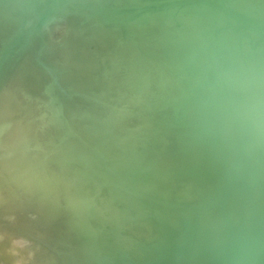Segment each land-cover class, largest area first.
I'll return each instance as SVG.
<instances>
[{"label": "bare ground", "instance_id": "1", "mask_svg": "<svg viewBox=\"0 0 264 264\" xmlns=\"http://www.w3.org/2000/svg\"><path fill=\"white\" fill-rule=\"evenodd\" d=\"M19 1H21V0H19ZM30 1L29 2L27 1V5L30 4ZM45 1H43V3H45ZM48 1L50 3L45 4V6L43 7L44 10H41V8L39 10L40 14L42 15V20H45L43 18L47 17L48 13L52 10V7L54 6V4L53 5H51V4L53 3V1L55 2V0H53V1L47 0V2ZM60 1L62 2V0H60ZM60 1L57 0L56 2H60ZM104 1L102 0V2H104ZM170 1L171 0H167V3H169ZM185 1L189 2V5H186L181 10H179L181 5L179 7L177 6L178 8H176V10H178V11H176L174 8H170L171 6L170 7L165 6L167 8L164 9L163 11H160V8H162V7L159 5V0H147L145 3H135L133 6L131 5L129 7H126L125 4H123L125 7H120L121 6L120 4L119 5L116 4V5H118V7L115 5L116 7L111 8V6H110L111 9H108V8L107 9L102 8V9H98V10L96 9V17H95L94 22H92V25H91L90 30H89L90 34L88 35V32H87V34L84 35V33H85L84 31L82 32L79 29H74V30L72 29V31L74 32L73 35L82 36L86 40L87 39L90 40V38H96V37H101V36H110L114 40V42H113L114 45H115V42L117 40L118 41L117 45H119L120 48L125 46V45L127 47H131L132 49L137 51V53L135 54V61H134L135 66H136V70L140 73H146L147 67L149 66V64L147 62H145L144 57L150 58L155 64H157L156 65L157 67L158 66L160 67L162 77L164 78V80L167 81V84H168L166 90H168V88L169 89L171 88L170 90L172 93L170 92V90H168V92L173 94V95L169 94L166 91V96H165L164 95L165 93L163 92V95H164L163 98L164 99H167V96L170 95V96L175 97L174 101L176 100L174 105H172L173 106L172 109L170 106H166L165 108L163 107V109L170 107L169 109L171 111L167 110V112H169V113L171 112L170 115H169V113H168V116H166L167 113H166V115H164L166 117H169L168 120H166V121L163 120L164 122L163 121L161 122L162 117L159 116L160 114L158 115V113H160L161 111L163 112V110L161 109L160 112L156 113L158 110H160V108H158V106H160L158 104H160V103L158 102L155 105V106L158 105L156 107L158 110L156 108H155L156 110L155 109H152V110H155L156 112L153 111V113H155L159 116V118H155V119L160 120V118H161V120L158 123L157 120L150 117L151 126H150L149 130L145 131L140 136L142 145L139 148L138 153L140 155L139 157H141V159H139V160L143 162L142 165H140V166H143V172L145 171V175H144V177H141L142 176L141 171L138 172V170H140V169L135 170L134 174L136 175V173L138 172L141 175L140 176L141 179L142 178L145 179L146 176L148 177L149 176V174H148L149 170H151L154 167L153 166V167L149 168V166H151V165H149V163H148V160H149V159H147L148 156H153L154 154L156 155V150L157 151L162 150L161 152L164 151V154H167L170 156V157H168V159L173 158L174 164H175V161L179 160V158H180L179 161L183 160V159H181L182 156L180 154L181 153L184 154V151L186 149H188L191 146V143L194 142V140L196 139L194 137H191V134H192V136H194L193 133H197V132L201 131L202 128H204V127H207V126L209 127V133H208L209 136L213 135V136L218 137V145H219V148L222 150L223 153L226 149H229V148H227L228 144H230L228 141L231 138H233V136L235 134H237L238 137L236 139L238 141L239 140L240 141L239 142L236 141V145H235V147H233L234 152L232 154H228V155L225 154V156L227 158V163H229L232 167H236V169H237L236 171L240 175V176L238 175L239 178H237L236 182L234 183L233 190H232V193L234 194L233 196L235 197L234 203L230 206L232 225L227 231H225L223 233L213 232V233H211V235L208 238H203L200 240L199 245H198L199 249L202 248L208 256L200 264H264V65H263V63L258 64L256 61H253L254 63L252 62L253 64L256 63L257 66L262 65V68L259 67V68H261L259 71L256 70L258 72L253 71L254 73H256V76L254 74V76H255L254 77L252 74V65L253 64L250 63L251 61H247V62L244 61V59H243L244 56H243L242 57L243 61L241 62V57H238L240 47L241 48L246 47L248 45L249 41H245V42L240 41V43H239L238 42L239 39L237 40V38L239 37V34L235 32V30L237 28L235 26V24H238V25L240 24L242 26H243V24L245 25V20H246L245 16H247V15L249 16V14L251 13L250 12L251 9H253V8L255 9L258 6L259 0H234L236 2L235 10H233V9L231 10L227 6V0H185ZM24 2H25V0H24ZM61 2H60V5H62ZM231 2H233V1L231 0ZM231 2H229V3L231 4ZM62 3L65 4L66 3L65 0ZM74 3L75 2H73L72 4L76 6V4H74ZM36 4H38V3H34L31 5L35 6ZM39 4L36 5V8H37V6H39ZM42 4H40V5H42ZM160 4H162V3H160ZM56 5L58 6V3H56L55 6ZM158 5L160 6L159 10H158ZM25 6H26V4H25ZM34 6H33V8H34ZM71 6H70V9H73V8L75 9L77 7H80L78 5L76 7L72 6L73 8H71ZM26 7H25L26 9L24 8V11L28 9V6H26ZM61 7H63V5L58 6L57 10L59 8L61 9ZM106 7L107 6H105V8ZM212 7H216V9L219 10V13H217V10L213 9ZM38 9H36V11ZM65 9H67V8H65ZM248 9H250V11ZM54 10H56V9H54ZM54 10H52V11H54ZM247 10H248L249 14L246 13ZM33 11H34V9H33ZM33 11H30V13H32ZM36 11H34V12H36ZM28 12L29 11H27V13ZM34 12H33V14H36ZM61 12H63V11H61ZM258 12H259V10H258ZM37 13H38V11H37ZM13 15H15V14H13ZM25 15H26V13H25ZM158 16L161 19L169 17L166 24H164L162 22V20L159 18H158L159 19L158 22L155 21V18H157ZM179 17H182L184 19L183 20L184 23L181 25L180 29H176L174 26L169 25V24H173V22L176 21ZM260 17L264 18V12L263 11L260 14ZM15 18H13V19H15ZM18 18L19 17H17L16 19L18 20ZM13 19H12V21H13ZM16 19H15V21H16ZM216 19H218L219 22H221L222 24H224L227 27L226 31H223L217 37L214 36V34L212 33V31H214V30H212V26L215 23L213 25L211 24L213 22V20H216ZM9 20H11V19H9ZM230 20H233L234 23L235 22L236 23L233 24ZM40 21H41V19H40ZM18 22H20V21L18 20ZM18 22H16V23H18ZM38 22L39 21H37L36 25L38 24ZM21 24H23V22ZM29 24H31V23H29ZM206 24H211L212 26L208 25V27H207ZM218 25L219 24H217V26ZM209 27H211L210 29L212 31L209 29ZM250 27H251L250 31H247V32H250V34L251 33L253 34V32H255L256 35H259V36L261 35V37L264 38V34H262V33L259 34L258 33L259 30L256 31V29L253 25H251ZM34 29H36V28H34ZM34 29L32 31L28 30V32H26V33H24V31H23L24 34L23 33L19 34V36L12 38V39L11 38L9 39L6 37L5 42H3L4 39L2 41L3 44H1V42H0V95L6 93V91H7V93L10 92L8 88H7L8 89L7 90L4 88V86L1 87V84H2L1 80L4 78L7 79L8 77H10V75L11 76L15 75L17 77L18 82L22 86V89H23L22 92L25 91V94H27L29 96L28 98H30L32 100L33 99L34 100L43 99V100H46L47 102H49L50 105H49L48 112L50 111L52 113V115L49 114L52 117L49 118L50 121H49L48 125L50 126V128H52L56 132L55 134H58V136H59L58 137L59 140H57L58 142L55 143V144H57V146L54 145V143H52V141L48 142L49 144L52 143V144H50V147L52 148L51 150H55L56 147H57L56 149L59 150V151H57V153L50 151L52 154L50 156L49 155L50 153H49L48 154L49 157L53 158L54 161L55 160L59 161L60 163H66L67 162V163L72 164V165L77 166V167H85V165L82 164V161H84L86 157H85L84 152L77 148L76 140H77V142H80V140H78L76 138L79 137V138H81L82 142H87L88 144H91V145H93V141L89 137V135H87L84 132H80L81 131L80 129H79L80 131L77 130V127L75 126L76 124L74 125V123L71 122L72 120L75 119L73 113H72L73 119H71V121L68 119L67 116H65L63 114L62 107H64V105L66 106V103L63 104V106L61 107V99L67 98V100L70 102L71 110H73V112L77 113L80 111L81 107L78 104L77 97H75L73 95V92L76 90L75 89H73L74 91L71 90L70 86H72V85L70 84V86H69V83H73V87H75L74 84H76V87L79 86V88L83 89L84 92L86 91L87 93L96 90V85L94 84V75L96 74V72H98V69L101 68V57L104 55L105 52L109 51L112 48V46L109 45V47H108V45H106V47H104V49L100 48V50H102V51L97 53V55H98V56L96 55L97 58L90 59L89 61H86L85 63H81L82 65H84V66H82V68L84 67L83 68L84 70L83 69L82 70L83 71L88 70L87 71L88 73L85 72V73H87V74H85L82 71L85 74V76L81 77V75H79L80 77H78L75 75L76 73H78L77 72L78 70L76 71V73H75V71H73L75 73V74L73 73L74 75H70L72 72L68 74V72L65 73L66 70L64 72V71H62L63 69H60V65L62 62L60 55H55L53 53L48 54V51H47V54H45L46 53V51H45L44 54H42L41 56H38L39 53L42 52L41 50L43 48V45H42L43 40H42V35L39 33V31H36L37 29L36 30H34ZM190 29H192V30H190ZM194 29H195V33L189 32V31L193 32ZM258 29H260V28H258ZM72 31L70 33H72ZM189 33H191V34L189 35ZM216 34H218V32ZM250 34L248 36H251L253 38L254 34L253 35H250ZM9 35H11V34H9ZM71 36H70V39H68V41L66 40L68 42V44L65 42V39H64L65 46H66V44H67V46L73 44L74 39L71 40ZM68 37H69V35H68ZM72 37L74 38V36H72ZM259 41H260V38H259L258 42ZM263 42H262V44H263ZM32 45H37L39 47V50L36 53H35L34 48H32ZM74 45H75V43H74ZM76 47H78V45ZM260 47H262V46H260ZM78 48H80V47H78ZM255 48H257V47H255ZM73 49H71V50L74 53L77 49L76 50H73ZM81 49H78V50H81ZM244 49H246V48H244ZM251 50H252V48H251ZM72 51H70V52H72ZM243 53H245V52H243ZM21 54H23V59L21 57ZM263 54H264V52H263ZM19 55H20L21 61H20V59H19V61L17 60ZM240 55H242V54H240ZM28 56H34L36 58L35 63H34L35 67L32 68L31 65H27L28 62L26 61V59L28 58ZM251 57H252V55H251ZM5 59H7L8 61L5 62L4 61ZM262 59H263V57H262ZM75 61L76 60H74L72 62H75ZM256 64H255V66H256ZM67 66H69V65H67ZM67 66H66V68H67ZM61 67H62V65H61ZM73 68H70V69L73 70ZM68 69L69 68H67V70ZM79 73L81 74L80 71H79ZM248 74H250V76ZM184 76H186L185 79H187V80L189 79L188 76L193 77V79H190L193 81V82L191 81L192 82L191 84H193L195 82L196 85L198 86V89L200 88V90H199V91H201L200 98H197V95H198V94H196L197 91H195L193 88H191L190 84L189 85L187 84L190 82H188L186 80L183 81ZM245 79H247V81H250V82L252 81L253 83L258 84L257 90H255L256 89L255 87L253 88V86H252L253 84L252 85L250 83L248 84V82H246ZM9 80L10 79H8V81ZM14 80L16 82L15 78H14ZM253 80H255V82ZM4 81H3V83H4ZM195 83H194V85H195ZM194 85H193V87H194ZM68 88L72 92L70 90L68 91ZM199 91L197 93H200ZM255 91H257L256 94L259 93V95H260L259 97L257 96V98L254 96ZM79 92H81V91H79ZM79 92H75V93L78 95ZM236 92H239L241 94L240 100L235 98ZM25 94H23V95L26 96ZM79 95H80V93H79ZM2 96H4V95H2ZM174 97H168V100H171ZM11 99L13 100L14 98H11ZM7 100H9V98H7ZM20 101H21V99H20ZM174 101L171 100L170 102L169 101L167 102L165 100V102H167V104L171 103V102L173 103ZM156 102H154V103H156ZM160 102L162 104L163 101L160 100ZM165 102L163 104H166ZM19 103L20 102L18 100V104ZM41 103H43V102H41ZM5 104H6V102H5ZM6 105H7V107H6V109H4V111L0 110L1 111L0 112V116H1V120H0V133H1V135H0V149L4 150V152L6 153V156L0 161V210L8 211V210H18L19 209L20 204L17 203V201L15 199V195H14L15 194L14 190H16L17 188L24 189L27 191L28 190L32 191L33 193H35L37 195H41L42 193L45 192V189L47 187V183L45 184V182H41V180L39 181L37 179V176L39 174L43 175V172H45L44 171L45 170L44 165L47 164V162L46 163L44 162L45 164L39 163L38 161L34 162L35 160L32 157H30L29 154L27 155L26 150L32 149L29 147L31 146L33 140L35 141L37 136H40L38 134V129H40L38 127L39 121L44 119L45 121H43V122H46L47 121L46 117H48V116H46L45 117L46 119H45L42 117L43 115H38V116L32 118L28 122L27 121L22 122V117L23 118L25 117V119H27L25 115H29L28 113H30L33 110L35 105L32 104V105L22 106V105H17L14 102H9ZM168 105H170V104H168ZM42 106H44V105H42ZM0 107H2V105ZM85 107L88 109L86 111L90 112L89 105L87 104ZM160 107L162 108V106H160ZM151 108H154V107H151ZM71 110H69L70 111L69 112L67 109V111L69 113L72 112ZM152 110H151V112H152ZM221 110H230L229 117L225 120V126L222 130H220L219 125H218L219 115L222 114ZM84 112H85V110H84ZM44 114H45V112H44ZM79 114H80V112H79ZM163 114H165V112ZM161 115H162V113H161ZM31 116H32V114H31ZM86 116H87V114H86ZM28 118H29V116H28ZM82 119H81V121H82ZM87 119L88 120L85 121L87 128L90 131L94 130L95 125H94V122H92L93 118H87ZM83 121H84V119H83ZM126 121H128V120H126ZM130 121H132V120H130ZM238 121H240V124L238 123ZM75 123H78V125H80V123L78 122V118H77V122H75ZM81 126H83V125H80V127ZM159 136H161V137H159ZM32 138H34V139L31 141ZM40 138L42 139V137H40ZM64 138H66V139L69 138V141L71 140L72 144L70 145V142L67 139L69 144L63 145L62 139H64ZM51 140H53V139H51ZM54 141H56V140H54ZM195 144H196V142H195ZM192 145H194V144H192ZM37 146H39V145H37ZM48 149H49V147H48ZM192 149H194V148L186 150V152L188 153V151L189 152L191 151V153L193 152V154H194L195 151H192ZM230 151H228L227 153H229ZM33 154H35V153H33ZM196 154L198 155L197 151L195 152V156H196ZM185 155H186V157H185ZM185 155H184V157L186 158L187 162L189 159H190V162L191 161L195 162V160L194 161L191 160V159H195V156L192 155V157H194V158H192V157L190 158L186 153H185ZM178 156H180V157L178 158ZM187 156L189 159H187ZM40 157H39V160H40ZM174 157H176L178 159L175 160ZM196 157H198V156H196ZM201 158L202 157H200V159ZM196 160H199V159H196ZM152 161H154V160H152ZM168 161H166L167 164L169 163ZM40 162H42V161H40ZM170 162L172 163V160H170ZM181 162L184 163L185 161H181ZM181 162H179V164L177 163L179 165L178 167H181L183 165V164H181ZM197 162H199V161H196L195 164H197ZM144 163H145V165L148 164L149 166L147 165L145 167ZM150 163L152 164L153 162L150 161ZM158 164H160V163H158ZM167 164H165L167 166V168L169 167V169L172 168L173 170L174 169L178 170L177 167L176 168L174 167V164L173 165L169 164L172 167L168 166ZM177 164H175V165H177ZM71 166H70V168H71ZM156 166H157V164H156ZM166 166H165V169H166ZM163 167H160V169L162 168V171L164 170L166 172V170L163 169ZM183 167H182V169H185L184 170L185 173H186V170H187V172L190 171L188 167H187V169L185 167L184 168ZM198 167H200V166H198ZM87 168H89V167H87ZM58 169H59V167H58ZM83 169L84 168H82V170ZM182 169H180L181 172H183ZM155 170L156 169H154V171ZM162 171L158 170L157 172H162ZM169 171H170L169 174L172 173V170H169ZM83 172H84V170L82 171V173ZM194 172H196L195 177L200 176L199 175L200 173L196 170V168H195ZM59 173H61V172H59ZM59 173L56 174L59 177L51 178L50 181L53 182V184L60 185L61 183L63 184L66 181L65 177H64L65 175L62 174V176H61V174L59 175ZM87 173H88V171H87ZM91 173L92 172H90V174ZM173 173H175V172H173ZM180 173L176 172L175 174L177 176L175 177V174H174L173 178L177 179V177H179L178 174H180ZM185 173H184V176L181 173L180 178L185 177V175H187V173L186 174ZM139 174H137V175L139 176ZM162 174H163V172H162ZM172 174H170V175L172 176ZM49 175H50V173H49ZM161 175L159 176L160 178L163 177ZM71 176H72V174H71ZM164 176H166V175H164ZM147 177H146L147 180H144V179L143 180H144V182L146 181L148 183ZM165 178H167V176ZM165 178H163V179L165 180ZM70 179L71 178H69L67 180L70 182ZM212 179H210V180H212ZM71 180L74 181L73 179H71ZM143 180H140V181L142 182ZM170 180H172V179H170ZM193 180H195V179L193 178ZM210 180H208V183ZM213 180H215V179H213ZM213 180H212V182H214ZM149 181H151V180H149ZM152 182L154 183V181H152ZM196 183H198V181L194 183V181H192V180L189 181V179L187 182V190L188 191L190 190L192 192L191 193L192 197L189 199L192 200L193 202H195L197 200V198L199 199V197L202 194V191H201V194H199L200 196H198V190L200 188L198 189L197 187L200 186V184L199 185L197 184L195 186ZM149 184H151V182L146 184L147 188L151 187ZM155 184H156V181H155L154 185ZM73 185H75V184H73ZM158 185H160V184H158ZM162 185H163V183H162ZM202 185H203V183H202ZM51 186H52V184H51ZM93 186H94V184H93ZM170 186H169V188H170ZM9 187L10 188L14 187V190H13V188L10 189ZM48 187H50V185H48ZM87 188H88V186H87ZM95 188H96V186H95ZM178 188H177V191H178ZM256 188H261V192H258L260 190L258 189V191H257ZM55 190L56 189H54V191ZM151 190H152V187H151ZM204 190L206 192V189H204ZM179 191H181V190L179 189ZM171 192H172V190H171ZM162 194L164 195L163 192H162ZM204 194H206V193H204ZM153 195H151V196L155 197ZM156 195H158V194L156 193ZM174 195H171V196H174ZM151 196H148V197H151ZM160 196L161 195L159 194V198H160L159 201L162 200L161 197L163 199H166L165 197H163V196L160 197ZM48 197L50 198V196H48ZM202 197H200L201 200H202ZM215 197L209 198V199L213 200V199H215ZM86 198H88V197H86ZM140 198L139 199L137 198V199L140 201L143 199L145 200V198H143V199H140ZM179 198H180V195L178 196L177 199H179ZM77 199H78L77 195L75 194L72 197V199H69V201H70L69 203L71 204L72 202L76 201ZM82 199H83V197H82ZM177 199H172L173 203L175 205H176V203L177 204L184 203L183 198L179 199V200H181L180 202H176ZM203 199H204V197H203ZM65 200H67V199H65ZM90 200L92 201V199H90ZM90 200H88V201H90ZM179 200H177V201H179ZM201 200H200V202H202ZM51 201H52V199H51ZM149 201H151V200H149ZM167 201H168V199H167ZM58 203H59V201H58ZM168 203H170V202L168 201ZM168 203H166V209L168 207L167 206ZM192 203H190V205H193ZM147 204H149V203L147 202ZM153 204L156 205L157 203L155 204V202H154ZM153 204H151V205H153ZM158 204H160V202H158ZM185 204H186V202H185ZM187 204H188V201H187ZM206 204H209V203H206ZM158 206H160V205H158ZM220 206H222V205H220ZM155 207H157V205ZM186 207H189V206H186ZM58 208H60V207H58ZM58 208H57V210H58ZM152 208H154V207H152ZM158 208H163V207H161V206L157 207V210H160ZM217 208H220L219 205L217 206ZM164 209H165V207H164ZM222 209H224V208H222ZM226 209H227V211L229 210L227 207H226ZM42 210L45 211L46 209L44 208ZM59 211H60V209H59ZM72 211H71V213H73ZM90 211H92V210L90 209ZM213 211H214V209H213ZM67 212H68V210H67ZM203 213H201L202 216H203ZM210 213H213V212H210ZM210 213L208 212V214H210ZM172 214H173V216L174 215L176 216V214H174L173 212H172ZM73 215H74V213H73ZM204 215H206V214H204ZM55 216H57V215H55ZM173 216H171V217H173ZM210 216H209V218H210ZM213 216H214V213H213L212 217ZM66 217L68 218L67 215H66ZM176 217L178 219V215ZM64 218H62V219H64ZM204 218H206V217H204ZM54 219H55V217H54ZM170 219H172V218H170ZM174 219L176 220V218H173L172 221ZM68 220L70 221V219H68ZM182 220H183V218H182ZM202 220L203 219H200V221H202ZM205 220L206 219H204V221ZM208 220H206V221H208ZM176 221L178 222V220H176ZM50 222H52V221H50ZM72 222H73V219H72ZM170 222H171V220H170ZM211 222L209 221L208 224H210ZM39 223H41V222L39 221ZM180 223H182V222H180ZM203 223H205V222H203ZM156 224H154L155 227H157ZM160 224H162V223H160ZM172 224L174 226H176L175 223H172ZM181 225L183 226L184 224H181ZM149 226L152 227V230L154 231L153 233L155 234L156 229H154L153 226L150 224H149ZM169 227L170 226H168V228ZM177 227H178V225H177ZM210 227H211V225H210ZM49 228H50V226H49ZM64 229H65V226L63 227V230ZM73 229H75V228H73ZM170 230H172V229L170 228ZM176 230H177V228H176ZM66 231L67 230H65L64 232H66ZM160 231H161V229H160ZM167 231H169V230H167ZM164 234L166 235L167 232L166 233L164 232ZM68 235H70V233ZM174 235H175V233H174ZM64 236H65V234H64ZM55 237H57V236L55 235ZM86 237H88V236L86 235ZM149 237H150V235H149ZM171 237H172V235H171ZM81 239H82V237H81ZM94 239H95V237H94ZM160 239H162V238H160ZM98 240L100 241V239H98ZM158 240H159V238H158ZM164 240H165V243H164ZM164 240L162 239L161 242L166 245L165 246L166 248H169V247H167V245L170 246V244H168V243L166 244V239H164ZM68 241H69V239H68ZM82 242H83V240H82ZM95 242L97 243L96 239H95ZM152 242H153V240H152ZM157 242H155V243H157ZM104 243H105V241H104ZM104 243H102V244H104ZM117 244H119V243H117ZM125 244H126V242H125ZM125 244H124V246H121V253H119L116 256L114 261L111 260V262H110V261H107L104 258L100 257V258H98L99 260L95 261L96 264H97V262L99 264H125L126 262L128 264L129 263L135 264L136 262H139L140 260H142V261H140V263L142 262L141 264H143V262L145 261V258H144L145 254H147V256H146L147 260L151 259L148 255L149 252H146V253L142 252V250H143L142 248H143V246H145L146 243H144V245H142V246L140 245L142 248H138L139 247L138 244H141L140 242L136 243L138 247L137 246H130L131 244L132 245L134 244L133 242L127 246ZM174 244L177 245V243H174ZM184 244H186V243H183V245ZM56 245H57V243H56ZM94 245H96V244L94 243ZM99 245H100L99 246L100 248L104 246V245L101 246V242L99 243ZM178 245H182V244H178ZM155 246H157V245H155ZM155 246L151 248L152 252L154 250L155 251L158 250L155 248ZM160 246H162V245H160ZM174 247H176V246L174 245ZM47 248H48V251L50 249H53V248H51V246H50V248L49 247H47ZM147 248L149 249V251H151V249L149 247H147ZM153 248H155V249L153 250ZM160 250L157 252L158 254H159V252H161ZM53 251H55V250L53 249ZM53 251H52V253L54 255L57 254V253H54ZM164 251H167V250L164 248ZM164 251H162V252L164 253ZM81 252H83V251H81ZM178 255L179 254H177V251L174 250V251H172V255L166 256V257H171L170 259H167L165 256H163L166 258L165 260L162 257L161 258L164 261V263L167 262V264H174L175 260H180L182 264H196L192 260L182 262V260L177 257ZM55 256H57V255H55ZM59 257H58V259H59ZM72 257H73V255H72ZM161 258H160V261L157 262V264L162 263ZM68 259H69L68 263L72 264L73 263L72 258H69V256H68ZM155 260H159V257H157V259H155ZM73 261H74V259H73ZM59 262H62V261H59ZM147 262L148 261H146V263ZM54 263H56V262H53V264ZM77 263H79V262H77ZM63 264H65V263L63 262ZM137 264H139V263H137ZM152 264H156V263L154 262Z\"/></svg>", "mask_w": 264, "mask_h": 264}, {"label": "rangeland", "instance_id": "2", "mask_svg": "<svg viewBox=\"0 0 264 264\" xmlns=\"http://www.w3.org/2000/svg\"><path fill=\"white\" fill-rule=\"evenodd\" d=\"M18 1L19 0H17V1L16 0H0V42H1V44H3V42H5V40H6V37L9 38V39L10 38L12 39V38H15V37L19 36V34H22L23 31H24V33H26V32H28V30H31L32 31L34 28H36L37 30L36 29H34V30L39 31V33L42 35V40H43L42 41L43 48L41 47L42 48V50H41L42 52H40L38 56H41L42 54H44L45 51H46L45 54H47V51H48V54H50V50L51 49H52V52H54V51H56L60 47L61 48H64V46H65L64 39H65V42L68 44L67 41H68V39H70V36L71 35L74 36L73 35L74 32L72 31V29L73 30L74 29H79L82 32L84 31L85 32L84 35L87 34V32H88V35H89L90 34L89 33L90 27H91L92 22H94L95 17H96V9L97 10L98 9H102V8H104V9H107V8L108 9H111L112 7H116V6L118 7V5H119V4L116 5L117 3L116 4L115 3L111 4L107 0H105V1L103 0L104 2H102V0H65V2H66L65 4L62 3L64 0H62V2L60 0H58V1L61 2V4L63 5V7H61V9L59 8L60 10L59 9L57 10L58 6H62V5H60V2H56L57 0H55V2L52 0L53 3L51 2L52 3L51 5L54 4V6L52 7V10L56 9L57 11L54 10L55 11L54 12V11L51 10L48 13L47 17L43 18L45 20H42V15L40 14L39 10H40V8H41V10H44L43 7L45 6V4L50 3L49 1L48 2H47V0L46 1L45 0H31V1L30 0H25V2H24V0H21L19 2ZM27 1L28 2L30 1V4L28 3L29 5H27ZM43 1H45V3H43ZM146 1L147 0H127L124 3H121L120 4L121 5L120 7H125V6L126 7H129L131 5L133 6L135 3H145ZM232 1L233 2H231V0H227V6L231 10L232 9L235 10V8H236V6H235L236 5V2L234 0H232ZM73 2H75L74 4H76V6L79 5L80 7H77V8L74 9L72 7V6H75V5L72 4ZM229 2H231V4ZM34 3H38V4L40 3L42 5L39 4V6H37V8H36V5H38V4H36L35 6L33 5L34 6V8H33V6L31 4H34ZM56 3H58V6L56 5L57 7L55 6ZM160 3H162V4H160ZM25 4H26V6H28V9L25 10L26 12L24 11V8L26 7ZM123 4H125V6ZM263 4H264V0H259V4H258L259 7L257 6L255 9L254 8L251 9V11H250V9H248L251 12L250 14H249L248 10L246 11V13L249 14V16L248 15L245 16V19L246 20H245V25L243 24V26L240 25V24L239 25L238 24H235L236 22L234 23L233 20H230L237 27L236 30H235V32L239 34V37L237 38V40L239 39L238 42L240 43V41L241 42L242 41L243 42L249 41L248 42V45L246 47H242V48L240 47V49H239V56L238 57H241V62L243 61L242 60V57L244 56L243 59L246 62L247 61H251L250 63H252L253 61H256L258 64H260V63L262 64L263 63V65H264V54H263V52H264V42H263L264 40L263 39L264 38L261 37V35L260 36L259 35H256L255 32H253L254 36L252 38L251 36H248L250 34V32H247V31H250V28H251L250 26L253 25L255 27L256 31L259 30L258 31L259 34L260 33L264 34L263 33L264 32V18L260 17V14L262 13V11L264 12V5ZM159 5L162 7V8H160V11H163L164 9H166L167 7H165V6H168V7L171 6L170 8H174L176 10V8H178L180 5H181V7L179 8V10H181L186 5H189V2H187L185 0H171L169 3H167V0H159ZM159 5H158V10H159V7H160ZM70 6L73 9H70ZM105 6H107V7L105 8ZM110 6H111V8H110ZM65 8H67V9H65ZM212 8L213 9H216V7H212ZM33 9H34V11H36V9H38L37 10L38 13H37V11L34 12ZM216 10H217V13H219V10L218 9H216ZM258 10H259V12H258ZM27 11H29V12L27 13ZM30 11H33L36 14H33V12L30 13ZM61 11H63V12H61ZM176 11H178V10H176ZM24 12L26 13V15H25ZM13 14H15V15H13ZM16 16L19 17L18 20L20 22H18V20L16 19L17 18ZM63 17L64 18L66 17L69 20L70 23L65 22V21H62L58 25L54 26V28L52 30L51 29L52 23L56 19L63 18ZM13 18H15L16 21ZM158 18L161 19L158 16L157 18H155V21L158 22V20H159ZM168 18L169 17H166V18L161 19V20H162V22L164 24H166ZM7 19L8 20L11 19V20L8 21ZM12 19H13V21H12ZM40 19H41V21H40ZM183 20L184 19L182 17H179L176 21L173 22V24H169V25L174 26L176 29H180L181 25L184 23ZM37 21H39V22L36 25ZM16 22H18V23H16ZM22 22H23V24H21ZM29 23H31V24H29ZM220 23L221 22H219V20L216 19V20H213V22L211 23L212 25L214 24L213 26L211 24H206L207 27H208V25L209 26H212V30H214V31H212L210 29L211 27H209V29L212 31V33L216 37L219 36L223 31H226V29H227V27L224 24H222V23L220 24ZM217 24H219V25L217 26ZM258 28H260L261 30L258 29ZM190 30H192V29H190ZM71 31H72V33H70ZM189 32L195 33V29L193 30V32L192 31H189ZM217 32H218V34H216ZM191 33H189V35ZM9 34H11V35H9ZM253 34L251 33L250 35H253ZM68 35H69V37H68ZM72 36H71V40L74 39ZM259 38H260V41L258 42ZM3 39H4V41H3ZM262 42H263V44H262ZM106 45H108V47H109L110 43L108 41L102 42V43H95L92 46V48L94 50L92 49V51H91L92 53H91L90 59L97 58V56H98L97 53L100 52V51H102V50H100V48L101 49H104V47H106ZM76 46H77L76 44L75 45L73 44L72 46L69 45L68 46V47H70L69 48V51H72L71 49H73V48H74L73 50L81 49V47L78 48L79 46L78 47H76ZM260 46H262V47H260ZM255 47H257L258 49L255 48ZM32 48H34L35 53L39 50V47L37 45H32ZM244 48H246V49H244ZM251 48H252V50H251ZM77 50L74 53H77L78 54V53L81 52L82 49L81 50H78V51ZM243 52H245V53H243ZM72 53H73V51H72ZM240 54H242V55H240ZM251 55H252V57H251ZM21 57L23 59V54H21ZM262 57H263V59H262ZM19 59H20V55L18 56V59L17 60L19 61ZM35 60H36V58L34 56H28V58L26 59V61L28 62L27 65H31L32 68L35 67V64H34L35 63ZM61 60H63V59H61ZM74 60L75 59H73V58L69 59V61L67 60L66 62H64L62 64V67L60 65V69H63L62 71H64V72L66 70L65 73L68 72V74L72 72L70 75H74L76 73V71L78 70L77 72L79 73V71H80L81 74L80 73L79 74L76 73L75 75L78 76V77H80L79 75H81V77H84L85 74L88 73L87 72L88 70L87 71L86 70L83 71L84 70L83 69L84 67L82 68V66H84V65H82L81 62H79L78 60L75 61L76 62L75 63L76 65H75L72 62ZM4 61L7 62L8 60L5 59ZM20 61H21V59H20ZM88 61H89V59H88ZM255 64L252 65V74H253V76H254V74L256 76V73H254L253 71H256V70L259 71L262 68V65L257 66V64H256V66H257L256 67ZM67 65H69V66H67ZM66 66H67V68H69L68 70H67ZM259 67H261V68H259ZM70 68H73V70H71ZM73 71H75V73ZM82 71L84 73L85 72H87V73L84 74ZM99 71H100V69H98V72ZM258 71H256V72H258ZM98 72H96L95 75H97ZM248 75L250 76V74H248ZM185 77L186 76L183 77V79H184L183 81L186 80V81L190 82V83H187V82L186 83L188 85L190 84L191 88H193L195 91L198 92L200 90V88L198 89V86L196 85V83L194 82L196 86L194 85V83L191 84L193 81L190 80V79H193V77L190 76L191 77L190 78L188 76V78H189L188 80L185 79ZM14 78L16 79V82H15ZM8 79H10V80L8 81ZM245 80H246V82H248V84L249 83L251 85L253 84L252 85L253 88L255 87L256 88L255 90H257V88H258L257 85L258 84H255L252 81L251 82L250 81H247V79H245ZM3 81H4V83H3ZM253 81L255 82V80H253ZM1 83H2L1 84V87L4 86L5 89L8 88L9 91H10V92L8 91L9 93H7V91H6V93L0 95L1 96L0 97V106L2 105V107H0V110L1 111H4V109H6V107H7L6 104H8L9 102H14L17 105H22V106H24V105H32L33 104V105H35V107L33 108V110L30 113H28L29 115H25L27 119H25V117L24 118L22 117V122H26V121L28 122L32 118H34V117H36L38 115H43L42 116L43 118H45L46 116H48V117H46L47 119L45 118L48 122L47 121L46 122H43V121H45L44 119H42V120L39 121L38 127L40 129H38V134L40 136H37V138H36L35 141L33 140L34 138H32L31 141L33 140V142L31 144V146L29 147V148H32V149H27L26 150L27 155L29 154L30 157H32L35 160L34 162H37L38 161L39 163H43V164H45L47 162L48 165L47 164L44 165L45 166V170H44L45 172H43V175H40L39 174L37 176V179L39 181L41 180V182H45V184L47 183V187H46L44 193H42L41 195H37V194H35V193H33L32 191H29V190L27 191V190L20 189V188H17L16 190H14V187H12L13 190L15 191V194H14L15 195V199H16L17 203L20 204L19 205V209L18 210H8V211L0 210V264H53V262H56L54 264H57V263L58 264H63V262L65 264H69L68 263V261H69L68 256H69V258H72V262H73L72 264H84L85 262L87 263V257H88V255L91 252L95 251L96 249L99 250V249L103 248L106 244H107L106 246H116L118 249H121V246H124L125 242H126V244H125L126 246L127 245H130V243H132V242L134 244L133 245L131 244L130 246H137L136 243L140 242L141 244H138V246H139V247L137 246L138 248H142L141 246L144 245V243H146L145 246H143V248H142L144 251L142 249L141 250H142V252H145V253L146 252H149L148 255H149V257L152 260L151 259H148L147 260V257H146L147 254L144 253L145 254L144 255L145 256L144 257L145 258V261L144 262L146 263V261H148L147 262L148 264H152L154 262L157 264V262L160 261V258L161 257L164 260L166 258L167 259H170L171 257H166V256L172 255V251H174V250L177 251V254H179L177 257L180 258L182 260V262L183 261L192 260L194 263L200 264V263H202V261L204 259H206L208 257L207 254H206V252L202 248L199 249V246L198 245H199L200 240L203 239V238H208L211 235V233H213V232L223 233V232L227 231L231 227L232 223H231L230 206L234 203V198H235L233 196L234 194L232 193V190H233L234 183L236 182L237 178H239L240 175L237 173L236 167H232L229 163H227V158H226L225 154L228 155V154H232L234 152V148L233 147H235L236 141H238L236 139L238 137L237 134H235L233 136V138H231L228 141L231 145L228 144L227 148H229V149H226L224 151V153L219 148V145H218V137L213 136V135H211V136L208 135V133H209V127L208 126L202 128V130L199 131V132H197V133H193L194 136H192V134H191V137H194L196 139L194 140V142L191 143V146L192 147L190 146L186 150H189L191 148H194V149H192V151H195V152L197 151L198 155L196 154V156H198V157L195 156V152H194V154H193V152L191 153V151L190 152L188 151V153H187L186 150H185L184 151V154L183 153L180 154L182 156L181 159H183L181 161H185L184 163H182L181 161H179L180 160V158H179L180 156H178V158H179L178 161L181 162V164H183L182 166L180 165L181 167H178L179 166L178 165L179 162L178 161H175L178 158L174 157L175 164L178 163L177 165H175L173 163V158L172 159L169 158L170 160H172V163L174 164V167L175 168L177 167V169L179 171L178 170H175V169H174L175 170L174 171L171 168L172 167L171 165H173V164L170 162V160L168 158L166 160H164V159H162V160L161 159H156L157 161L156 160L155 161H151V162H153L152 164L148 160V163L151 166H149L148 164L145 165V163H144V166L145 167L147 165L149 166V168L154 166L153 168L156 169L157 171L158 170L159 171H162V168L160 169V167H163L165 164H167L166 161L169 160L168 161L169 163L167 165L168 166H171L170 167L171 169H169V167L167 168L166 165H165L166 166V169H165V166L163 167V169H165L166 172H168V173L170 172L169 170H172V173L173 172L180 173L181 172L180 169H182L183 166L186 169L188 167L191 172L190 171L187 172V170H186L187 175H185V177H183L184 176V173H185L184 172L185 169H182L183 172H184V173L181 172L182 175H183L182 177L185 178V179H187V180L189 179V181L192 180V181H194V183L198 181V183H196L195 186L197 184L198 185L200 184V186H198L197 188L198 189L200 188L199 189L200 191L198 190V196H200L199 194H201V191H202V194L203 195L201 194L200 197L203 196L204 199L202 197V200H201V198L199 197V199L202 202H200V200L198 198H197V200L195 202H193L189 198H186V199L183 198L184 203H179V204L176 203V205H175L173 203V200L172 199H177L178 196L181 193V191H179V189L181 190V186L179 184L175 183L176 181L174 182L173 179L170 180L168 177L165 178L166 176H164V175H166V174L164 173L165 171L163 170L162 171L163 174H162V172H158V173H161L162 174L161 176H163V177H161L162 178L161 179L158 176V178L156 180H154V183L156 181V184L155 185H154V183L152 181H149V178H148V183L151 182V184H149L152 187V190H151V187H149L150 188L149 189L146 186V184H148V183L146 181H145L146 183L144 182V180H147L146 179L147 176L145 177V179L144 178L141 179V177H144V175H145V171L143 172V166H140V165H142L143 162L140 161V163H136L134 165L133 170L140 169V170H138V172L141 171V173H142L141 174L142 176H141L136 171L137 172V173L135 172L136 175L139 174V176L137 175L136 177L139 178V181L144 179L142 182H144V185H145V186H142V189L141 190H137V194L139 196L138 199L141 197L140 199L145 198V200L144 199L141 200V201L138 200V199H136L137 201L134 200V206L135 207H133V209L136 210V213L137 214H145V215H148L152 219V221L154 222V224L157 223L156 224L157 227H155V225L153 226L152 224H150V225L153 226L154 229H156V233L154 234L153 233L154 231L152 230V227L149 226L148 223L146 224L142 220H125V219H123V218L120 217V210L122 208L121 207V203H120V201H118L116 199V197L114 196V194L110 190V188L107 185L101 183L100 180L98 179V177L96 175L97 169H98V165H97L96 161H94L93 159L88 158L90 145L87 142H82L81 141V138H79V137L76 138V139L80 140V142H77V140H76V146H77V148L79 150L83 151L84 154H85V157H86L85 160L82 161V164H84L85 167H77V166H74V165L69 164L67 162L66 163H60L59 161H56V160L54 161L53 158H50L49 157V155L51 156V154H52L50 151H53L54 153L55 152L57 153V151H59V150L56 149L57 148L56 147L57 144H55L56 142H58L57 140H59V138H58L59 136H58V134H55L56 132L52 128H50V126L48 125V123L50 121L49 118L52 117L51 116L52 113L50 111L48 112L49 105H50L49 102H47L46 100H43V99H36V100L33 99L32 100V99L28 98L29 96L27 94H25V91L22 92L23 91L22 86L18 82L17 77L15 75H13V76L10 75V77H8L7 79H5V78L2 79L1 80ZM70 84L72 86H70ZM74 85H75V87H73V83H69V86H70L71 90H73V89L76 90V91L73 90L74 91L73 92V95L75 97H77L78 104L81 107V109L79 111L80 114H79V112L76 113V112H73V110H71V105H70V102L67 100V98L61 99V107L65 103H66V106L68 105L67 107L65 105H64V107H62L63 114L65 116H67L70 121H71V119H73L72 116L74 114V118L75 119L72 120L71 122H73L74 125L76 124L75 126L77 127V130L80 129L81 130V131L79 130L80 132H85V129H83L84 127L83 126L80 127V125H83V122H84L83 119H84V117H86V114H87V111L86 110H88L85 107L88 104L87 99H86L87 98V94H86L87 92L86 91L84 92V90L81 89V88H79V86L76 87V84H74ZM193 85H194V87H193ZM170 89L168 88V90H170ZM168 90H166V89L163 90V92L165 93L164 94L165 96H166V91L168 92ZM79 91H81L82 93L79 92ZM75 92H79L80 95H79V93L77 95ZM163 92H162V94H163ZM170 92H171V90H170ZM197 92H196V94H198L197 95V98H200L201 91H199L200 93H197ZM256 92L257 91L254 92V96L257 98V96L259 97L260 95H259V93L256 94ZM171 93H169V94H171ZM23 94H25L26 96H24ZM235 94H236V96L238 95L237 96L238 98L236 96H235V98L238 99V100H240L241 99V94L239 92H236ZM2 95H4V96H2ZM164 95H163V97H164ZM171 95H173V94H171ZM168 97H174V96L168 95L167 96V99H164L163 98L162 99V101H163L162 104L165 102V100L167 102L168 101L170 102L171 100L174 101V99H175V97H174L171 100H168ZM7 98H9V100H7ZM11 98H14V99L12 100ZM17 99L20 102L19 104H18V100ZM20 99H21V101H20ZM5 102H6V104H5ZM41 102H43V103H41ZM158 102L160 103L158 105L162 106V108H161L160 106L157 105L158 108H160V110H158L156 108L157 106H155ZM158 102L152 104V107H154V108H151L150 111H148L149 117L155 119V118H159V116H161L162 117V120L160 118L161 122L163 120L166 121L169 118V117H166V116H168V113H169V112H167V110H170L169 109L170 107H171V109L173 108L172 105H174V103L176 102V100L173 103L172 102L171 103H168L170 105H168L167 102H165L167 105L166 104H163L162 105L160 101H158ZM42 105H44V106H42ZM166 106H170V107H168L166 109H163V107L165 108ZM155 108L158 110L157 112L155 111L156 110ZM67 109H68V111L71 110L72 112L69 113L70 111L68 112ZM152 109H155V110H152ZM161 109L163 110V112L161 111ZM84 110H85V112H84ZM151 110H152V112H151ZM153 111L156 112V113H158L160 111L161 112L158 113V115L160 114L158 116L157 114L153 113ZM44 112H45V114L47 113L48 115L47 114L45 115ZM164 112H165V114H163ZM161 113H162L163 116L161 115ZM166 113H167V115H166ZM170 113H169V115H170ZM221 113L222 114L219 115V120H218V125H219L220 130H222L224 128V126H225V120L229 117L230 110H221ZM31 114H32V116H31ZM49 114H51V115H49ZM164 115H166V116H164ZM28 116H29L30 119L28 118ZM76 117L78 118V122L80 123V125H78V123H75V122H77V118ZM81 119H82L83 122L81 121ZM0 120H1V116H0ZM126 120H128V121H126ZM130 120H132V121H130ZM155 120H157L158 123L160 121L159 119H155ZM133 122H134L133 119H131V118H123V117L119 121L120 125L123 128L130 127L133 124ZM238 123L240 124V121H238ZM0 135H1V133H0ZM40 137H42V139ZM159 137H161V136H159ZM51 139H53V140H51ZM65 139L66 138L62 139V144L63 145L64 144H69V142H70V145L72 144V141L71 140L69 141V138H67L69 142L67 141V139L66 140ZM54 140H56V141H54ZM51 141H52V143H54V145H56L55 146L56 147L55 150H51L52 148L50 147V144H52V143H50V144L48 143V142H51ZM195 142H196V144H195ZM192 144H194V145H192ZM37 145H39V146H37ZM48 147H49V149H48ZM227 150L228 151L231 150V151L229 153H227L228 152ZM161 151H159V150L157 151L156 150V155L155 154L154 155L157 156V154H159ZM33 153H35V154H33ZM161 153H164V151L161 152ZM185 153L190 158L192 157V155L195 156V159H191V160H193V161L195 160V162L196 161H199V162H197V164H195V162H192V161L190 162V159L187 156V159H189L188 160L189 163H188L186 161V158H185L186 157ZM154 155H153V157H154ZM184 155H185V157H184ZM5 156H6V153L4 152V150H1L0 149V161ZM39 157H40V160H39ZM200 157H202V158L200 159ZM192 158H194V157H192ZM109 159L110 160L112 159L111 161H116V157L115 156L108 157V160ZM196 159H199V160H196ZM40 161H42V162H40ZM158 163H160V164H158ZM156 164H157V166H156ZM169 164H171V165H169ZM197 165L200 166V167H198ZM70 166H71V168H70ZM58 167H59V169H58ZM87 167H89V168H87ZM82 168H84L83 169L84 170V172H83L84 174L82 173V171H83ZM195 168L200 173L199 174L200 175L199 177H195V174H196V172H194ZM87 171H88L89 174L87 173ZM59 172H61V173H59ZM90 172H92V173L90 174ZM49 173H50V175H49ZM58 173H59V175L61 174V176H62V174L65 175L64 177H65V180L66 181L63 184L61 183L62 185L61 184L60 185H56V184H53V182L50 181L51 178H53V177L54 178L59 177L58 175H56ZM172 173H170V174H172ZM175 173L172 174V177H174V174ZM71 174H72V176H71ZM180 174H178L179 177H177L179 179L181 177ZM176 176L177 175L175 174V177ZM136 177H133V178L137 179ZM69 178L73 179L74 181H72L70 179V182H69L67 180ZM163 178H165V180ZM193 178L195 180H193ZM212 178L215 179V180H213ZM210 179H212L214 182H212V180H210ZM208 180H210L209 183H208ZM116 182L117 181H115V183ZM162 183H163V185H162ZM202 183H203L204 186L202 185ZM51 184H52V186H51ZM73 184H75V185H73ZM93 184H94V186H93ZM158 184H160V185H158ZM48 185H50L51 188L48 187ZM87 186H88V188H87ZM95 186H96V188H95ZM169 186H170V188H169ZM52 187L54 189H56V190L54 191V189ZM12 188H10V189H12ZM177 188H178V191H177ZM204 189H206V192H205ZM258 189L260 191H258ZM171 190H172V192H171ZM256 190L258 192H261V188H256ZM162 192L164 193L165 196L162 194ZM156 193L158 195H156ZM204 193H206L207 195L204 194ZM75 194L77 195V198L78 199L70 204L69 203L70 202L69 199H72V197ZM159 194L161 196L165 197L166 199H163L160 196L162 200L159 201V199H160L159 198ZM151 195L155 196L156 198L155 197H152ZM171 195H174V196H171ZM48 196H50V198ZM148 196H151V197H148ZM82 197H83V199H82ZM86 197H88V198H86ZM214 197H215V199H213V200L212 199L211 200L209 199V198H214ZM51 199H52V201H51ZM65 199H67V200H65ZM90 199H92V201ZM148 199L151 200V201H149ZM167 199H168V201L170 203H168ZM179 199H177V200H179ZM88 200H90V201H88ZM177 200H176V202H180L181 201V200H179V201H177ZM58 201H59V203H58ZM187 201H188V204H187ZM147 202L149 204H147ZM154 202H155V204L157 203L156 204L157 207H160L161 206L163 208H158L160 210H157V207H155L156 205L153 204ZM158 202H160V204H158ZM185 202H186L187 205L185 204ZM189 202L190 203L193 202L192 203L193 205H190ZM166 203H168L167 204V206H168L167 209H166ZM206 203H209V204H206ZM129 204L130 203H128V205ZM151 204H153V205H151ZM158 205H160V206H158ZM177 205H180L181 206V210L180 211H175L174 210L175 206H177ZM218 205H219L220 208H217ZM220 205H222V206H220ZM186 206H189V207H186ZM56 207L57 208L60 207V208H58V210H57ZM152 207H154V208H152ZM164 207H165V209H164ZM226 207L229 209L228 211H227ZM41 208L42 209L45 208L46 210L44 211ZM222 208H224V209H222ZM59 209H60V211H59ZM90 209L92 211H90ZM130 209H132V208L130 207ZM213 209H214V211H213ZM67 210H68V212H67ZM71 211L74 213V215H73V213H71ZM172 212L174 214H176V216L178 215V219H177V217L175 215L173 216ZM200 212L201 213L204 212L203 213V216L201 215ZM208 212L209 213L210 212H213L214 213V216L212 217L213 213L208 214ZM204 214H206V215H204ZM55 215H57V216L59 215V216L57 217ZM66 215L68 216V218L66 217ZM171 216H173V217H171ZM209 216H210V218L211 217L212 218L210 219ZM54 217H55V219H54ZM204 217H206V218H204ZM62 218H64V219H62ZM170 218H172V219L173 218H176V220H178V222L175 219L172 221V219H170ZM182 218H183L184 221L182 220ZM68 219H70V221ZM72 219H73V222H72ZM169 219L171 220V222H170ZM200 219H203V220L200 221ZM204 219H206L208 221H206V220L204 221ZM39 221L41 223H39ZM50 221H52V222H50ZM209 221L210 222L212 221V222L210 224H208ZM180 222H182V223H180ZM203 222H205V223H203ZM160 223H162V224H160ZM172 223H175L176 226H174ZM181 224H184V225L182 226ZM177 225H178V227H177ZM210 225H211V227H210ZM49 226H50V228H49ZM62 226L63 227L65 226V229L64 230H63V227ZM168 226H170V227L168 228ZM73 228H75L76 230L73 229ZM170 228L172 230H170ZM176 228H177V230H176ZM160 229H161V231H160ZM65 230H67V231L64 232ZM167 230H169V231H167ZM164 232L165 233L167 232V234L165 235ZM69 233H70V235H68ZM174 233H175V235H174ZM64 234H65V236H64ZM55 235L57 237H55ZM86 235L88 237H86ZM149 235H150V237H149ZM171 235H172V237H171ZM81 237H82V239H81ZM94 237H95L97 243L95 242ZM158 238H159L160 241L158 240ZM160 238H162L163 240L166 239V244L167 243L170 244V246L167 245V247H169V248H166L165 247L166 245L161 242L162 239H160ZM68 239H69V241H68ZM98 239H100V241ZM82 240H83V242H82ZM152 240H153V242H152ZM104 241H105V243H104ZM154 241L157 242V243H155ZM100 242H101V246L104 245L101 248L99 247L100 246L99 245ZM56 243H57V245H56ZM94 243L96 245H94ZM102 243H104V244H102ZM117 243H119V244H117ZM164 243H165V240H164ZM174 243H177V245L174 244ZM183 243H186V244L183 245ZM178 244H182V245H178ZM155 245H157V246H155ZM160 245H162V246H160ZM174 245L176 247H174ZM50 246L55 251H53V249H50L48 251V248L47 247L50 248ZM154 246L158 250L155 251L154 250L155 248H153L154 251L152 252V249L151 248L154 247ZM147 247H149L151 249V251H149V249ZM164 248L167 251H164ZM51 250L54 253H57L55 255H57L58 257L60 256L61 258L59 257V259H58V257L55 256L52 253ZM159 250L161 252H159V254H158L157 252ZM81 251H83V252H81ZM162 251H164V253ZM72 255H73V257H72ZM163 256H165L166 258L163 257ZM157 257H159V260H155V259H157ZM162 258H161V262L162 263H159V264H163L164 263V261L162 260ZM73 259H74L75 262L73 261ZM58 260L59 261H62V262H59ZM97 260H99V259H97ZM140 261H142V260H140ZM140 261L139 262H136L135 264H137V263L141 264L142 262L140 263ZM77 262H79V263H77ZM144 262H143V264H145ZM94 264H96V262H94ZM97 264H99V263L97 262ZM125 264H128V263L126 262ZM129 264H131V263H129ZM164 264H167V262L164 263ZM174 264H182V263H181L180 260H175V263Z\"/></svg>", "mask_w": 264, "mask_h": 264}, {"label": "water", "instance_id": "3", "mask_svg": "<svg viewBox=\"0 0 264 264\" xmlns=\"http://www.w3.org/2000/svg\"><path fill=\"white\" fill-rule=\"evenodd\" d=\"M107 1L111 4H121L127 0ZM62 21L70 23L66 17L59 18L52 23L51 29L53 30L54 26ZM106 41L112 48L101 57L100 71L94 76L96 90L87 93L90 112L87 111L83 127L84 133L93 141V145L89 144L88 158L96 161L98 165L96 175L100 182L107 185L120 201L122 207L120 217L125 220H142L154 226L148 215L137 214L133 209L134 200L138 198L137 190H141L144 186V182L133 178L136 177L133 168L136 163H140L139 159H141L138 153L142 145L140 136L151 126L148 111L154 102L162 100V92L168 85L162 77L160 67H157L150 58L144 57L145 62L149 64L147 72H138L134 63L137 51L126 45L120 48L117 40L114 45V40L110 36L86 40L82 36L74 35L73 44L82 48L80 53L71 52V54L67 45L54 52L51 49L50 53L61 56L60 58L63 59L61 65L70 58L85 63L88 59L90 60L92 46ZM122 117L133 119V124L123 128L119 123ZM87 118H93L95 129L92 131L85 124ZM111 156H115L116 161H109L108 157ZM168 157L170 156L160 152L157 156H148L147 159L149 161L166 160ZM148 174L147 178L151 181L161 175L152 169ZM165 174L181 186L180 198L192 197V192L187 190V179H176L167 172ZM174 210L180 211L181 206H175ZM119 253L121 249L116 246L103 247L88 255L87 264H93L100 257L110 262L114 261Z\"/></svg>", "mask_w": 264, "mask_h": 264}]
</instances>
